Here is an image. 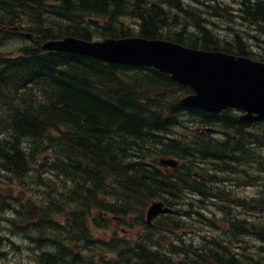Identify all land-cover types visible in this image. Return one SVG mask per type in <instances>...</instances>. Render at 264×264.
<instances>
[{
	"label": "trees",
	"instance_id": "16d2710c",
	"mask_svg": "<svg viewBox=\"0 0 264 264\" xmlns=\"http://www.w3.org/2000/svg\"><path fill=\"white\" fill-rule=\"evenodd\" d=\"M186 2L0 0V45L24 38L21 31L33 40L13 54L0 52V170L20 189L17 198L0 195V217L10 214L21 226L35 264H264V199L236 191L264 183L263 123L242 122L229 108L181 107L178 100L190 88L152 67L40 46L65 35L122 37L131 29L120 19L130 17L148 38L163 37L166 22L186 31L190 19L195 34L166 38L236 55H252L244 40L264 35V0H237L235 12L254 33L235 32L231 42L210 33L202 5ZM205 6L216 14L228 7ZM206 126L217 137L201 131ZM159 157L179 164L167 173ZM156 198L173 211L148 224L144 211ZM217 198L220 211L213 212ZM235 206L257 210L261 221L244 222ZM95 212L140 228L138 238L97 237L93 229L105 224ZM201 222L217 233L188 239L184 233ZM253 234L260 246L247 242Z\"/></svg>",
	"mask_w": 264,
	"mask_h": 264
},
{
	"label": "water",
	"instance_id": "95a60500",
	"mask_svg": "<svg viewBox=\"0 0 264 264\" xmlns=\"http://www.w3.org/2000/svg\"><path fill=\"white\" fill-rule=\"evenodd\" d=\"M42 48L88 55L114 63L151 66L193 89V93L180 100L183 106L210 112L236 107L244 111L241 119L264 120V63L247 57L186 48L175 42L142 37L89 41L66 36L49 39ZM162 163L174 162L164 160ZM168 210L161 202H153L147 209V219Z\"/></svg>",
	"mask_w": 264,
	"mask_h": 264
},
{
	"label": "rangeland",
	"instance_id": "374dc122",
	"mask_svg": "<svg viewBox=\"0 0 264 264\" xmlns=\"http://www.w3.org/2000/svg\"><path fill=\"white\" fill-rule=\"evenodd\" d=\"M198 1L199 2H194L193 0H187L186 3L189 5V7L192 6L194 8L199 9V7H197V6L202 5L201 1L211 2L212 0H198ZM206 9H208V8L205 7V12H202L203 13L202 16L204 17L208 27L210 28L211 33H215L216 36H219L221 41H225L224 37H229V35H230V38H233V35L235 32H238V33L241 32V34H243L244 36H246L245 35L246 32L247 33H250V32L254 33V31L251 30L253 28H250V26H248V25H250V23L248 21H242L239 18V16L236 14H231L234 12H232L229 7L225 8L226 11H222L221 9H218L221 12V14H216L213 11L208 12ZM198 16H199V14H198ZM120 21L125 22L126 25H129L130 29H134V24H135L134 18L130 17L127 20L120 19ZM186 22L188 25H191V26L194 24L190 19L186 20ZM230 27H232L233 29H230ZM133 33L135 34V33H137V31H135ZM94 38H97V36ZM244 42L249 44V50H250V52H252V55H249L250 57H252L256 60H260V61L264 60V35L253 34V36H251L250 39L246 38L244 40ZM29 43H30V41H28L25 38L16 37L15 39H9V40L4 41L2 43V45H0V52L13 54L14 51L19 49V47L21 45L29 44ZM260 127H262V126H260ZM182 128L183 127H178L177 129H182ZM188 128H192V126H190ZM258 150L261 151L262 153H264V149L261 150L258 147ZM263 159H264V156H263ZM0 175H4V173H1V171H0ZM7 175H9V174H7ZM230 179H232V176L230 177ZM228 185H230V181L222 183V186H224V187H228ZM3 186H4V184L0 183L1 189H4ZM260 188H261V186H258V185L250 186V187L244 186L243 188L238 187V189H236V191L239 195L243 193L249 197V196H252L253 194H255L256 191H258V190L260 191ZM12 191L13 190H11V191L9 190V193L10 192L12 193ZM34 192H36V190ZM213 210H215V208H213ZM233 210L237 214H241V215L249 217L247 214L248 208L246 210L242 206H238V207L235 206V207H233ZM5 215L6 214H4V217H5ZM99 220L101 222H104L105 228L101 227V228L93 229V231L95 232L94 234L97 237L100 238L102 236L103 238H106V237H110L113 235H118V237H121L120 235L126 234V232H125L126 229L124 227H121L120 225H118V223L116 222V220H117L116 218L114 220L113 217L111 218L109 215H104L103 218L100 217ZM192 221L195 222V220H192ZM255 223H257V222H255ZM2 229H5L4 224L1 225V230ZM120 231H122V234H120ZM111 232H113V233H111ZM134 232L135 231H131L130 233H132V234L139 233V232H136V233H134ZM214 232H216V231H215L214 227H211V224L206 225L205 223L201 222V223H198L197 230L195 232H192L191 235H189L188 233H184V235L187 238L193 239L194 237H196L195 239H197V238H201V236L204 234H208V233L211 234ZM252 236H250L252 238H250V237L246 238V240L248 239L247 242L252 243V241H253L255 246H260L261 243L258 242V240L256 238L257 235L253 234ZM2 238H4L6 240V243H10V244H8L6 247L4 245H2V248L5 249L7 255H5V257L3 259H0V264H35V259H34L33 253L30 249L27 248L28 247L27 244L29 243V241L27 238L24 237V233H21L18 230V228L13 227L12 225L8 224V227L2 233ZM6 243H5V245H6ZM128 259H130V258H128Z\"/></svg>",
	"mask_w": 264,
	"mask_h": 264
},
{
	"label": "bare ground",
	"instance_id": "6f19581e",
	"mask_svg": "<svg viewBox=\"0 0 264 264\" xmlns=\"http://www.w3.org/2000/svg\"><path fill=\"white\" fill-rule=\"evenodd\" d=\"M129 26V25H128ZM125 28V27H124ZM27 34L28 33H25V38L28 40V41H31V33H29V36H27ZM45 141V140H44ZM9 174V173H8ZM234 178H235V176H234ZM226 181H228V177H227V179L224 181V182H226ZM223 182V183H224ZM215 200H219L218 198L217 199H215ZM158 202H161L162 203V201H161V199H159L158 200ZM165 214H167V213H165ZM2 224H4V226H5V229L8 227V224L9 223H5V222H2V221H0V227H1V225ZM11 225V224H10ZM5 229H2L3 231L5 230ZM21 233H24L23 232V230H21V229H18Z\"/></svg>",
	"mask_w": 264,
	"mask_h": 264
}]
</instances>
